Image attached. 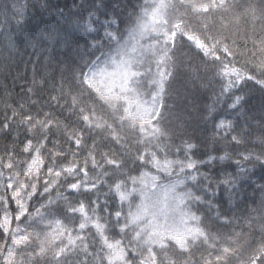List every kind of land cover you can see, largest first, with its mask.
<instances>
[{
	"label": "snow or ice",
	"instance_id": "1",
	"mask_svg": "<svg viewBox=\"0 0 264 264\" xmlns=\"http://www.w3.org/2000/svg\"><path fill=\"white\" fill-rule=\"evenodd\" d=\"M37 6L50 7L0 2L5 79L19 49L39 42L28 31ZM73 23L85 34L84 52L49 57L59 81L38 82L33 65V86L21 87L14 107L5 88L0 136L12 145L0 153V264H264V183L243 223L213 203L221 184L238 191L256 183L257 164L264 170V112L256 120L244 110L250 82L264 93V0H92ZM248 24L251 48L235 38ZM178 37L220 84L216 103L230 100L238 119L216 117L215 104L207 118L238 159L225 152L197 161L190 142L183 159L179 148L169 158L167 142L183 130L171 125L166 103L187 55ZM44 82L55 94L41 104L35 87ZM251 127L261 132L259 153L245 147ZM216 160L231 161L236 174L213 185L200 169ZM103 188L111 195L101 200Z\"/></svg>",
	"mask_w": 264,
	"mask_h": 264
},
{
	"label": "trees",
	"instance_id": "2",
	"mask_svg": "<svg viewBox=\"0 0 264 264\" xmlns=\"http://www.w3.org/2000/svg\"><path fill=\"white\" fill-rule=\"evenodd\" d=\"M20 2H27L31 6L34 3H45V0H20ZM91 2L92 0H47V3L50 5L49 8L42 9L37 6L30 9L29 15L31 19L28 31L38 37L39 42L35 50L27 44L19 49L20 55L15 58L7 79L0 72V119H3L5 107V88L11 94V98L7 100V103L14 107L20 101L22 95L21 87L33 86V65L36 67L35 79L38 82L43 81L44 77L51 80L53 76L55 77V81H59L60 74L58 71H52V69L56 68V65L54 63L51 66L49 65V57L72 60L73 58L78 59L84 52V49L78 47V45L85 43V39L83 38L85 34L73 21L77 17H83L85 8ZM135 2L136 0H133V3ZM244 2L245 0H237V3ZM81 5H84V7H81ZM57 6L65 9L64 15L61 16L55 12ZM2 18V13H0V19ZM103 19L104 17L101 16V20ZM209 22L210 24L212 23L211 20ZM256 27L258 30L260 25L257 24ZM95 35V33L87 35V40L92 41ZM252 35L251 24L242 25L235 38L238 44H243L247 40L248 47L251 48ZM178 42L182 45L181 52L187 55L181 57L184 62L173 82L171 91L166 97V103L171 111L169 117L171 125L175 127L180 123L183 125V130L172 141L167 142L169 144V158H175L174 154L179 148V158L183 159L184 142H190L195 147L189 154L197 161H207L209 156L219 157L224 155L225 152L231 154L233 160L238 159L235 155L233 144L228 138L223 136L221 131L215 128V120L207 118L208 107L215 104L216 117L229 120L238 119L227 107L230 100L224 97L219 103H216V98L220 94V84L212 79L210 73H205L203 68L198 67L199 58L195 57V53L189 52V45L181 41L179 37ZM181 52H178V55H181ZM5 56H7V53H4L2 46H0V65L4 63ZM209 80H211V83H209ZM148 87L150 88L151 85H148ZM41 88L40 103L43 104L50 94L55 93H52L51 87L46 82L38 84L35 90L41 91ZM244 91L246 93L244 110L248 117H255L258 120L262 112H264V93L251 82L246 86ZM47 110L45 108V111ZM240 122L243 123L244 121L241 119ZM249 131L252 135L245 147L256 153L261 152L262 148L257 139L261 135L260 130L257 127H251ZM19 133L22 140L24 138L23 127L19 129ZM6 145H12V137L0 136V153L4 151ZM239 150L243 151L244 148H240ZM133 151H135L134 148ZM247 166L249 168L253 167L251 164ZM200 171L211 174L213 185L225 179L226 173L236 174L235 165L227 160H216L210 164H206L201 167ZM133 175H135V172H133ZM251 175L256 183H244L238 191L232 190L230 186L221 184L219 194L213 200L214 204H220L223 212L231 213L240 219L241 223H243V219L241 218L245 217L250 209L258 207L262 195L257 189V184L264 183V180L260 179L261 176H264V170L257 164ZM106 194L111 195L108 193L107 188H103L97 193L101 200L105 199ZM83 198L81 197V199ZM112 199L114 200L115 198L113 197ZM208 214L210 216L215 215L214 212H209ZM236 230L241 231L240 228ZM199 258L200 253L197 252L193 259Z\"/></svg>",
	"mask_w": 264,
	"mask_h": 264
}]
</instances>
